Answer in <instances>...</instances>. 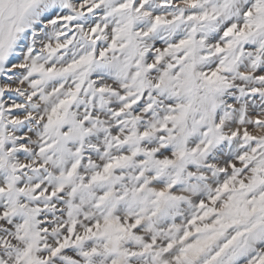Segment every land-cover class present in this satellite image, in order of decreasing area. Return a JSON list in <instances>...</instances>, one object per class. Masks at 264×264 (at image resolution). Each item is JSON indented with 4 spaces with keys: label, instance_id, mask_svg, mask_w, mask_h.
Wrapping results in <instances>:
<instances>
[{
    "label": "snow or ice",
    "instance_id": "snow-or-ice-1",
    "mask_svg": "<svg viewBox=\"0 0 264 264\" xmlns=\"http://www.w3.org/2000/svg\"><path fill=\"white\" fill-rule=\"evenodd\" d=\"M0 264H264V0H0Z\"/></svg>",
    "mask_w": 264,
    "mask_h": 264
}]
</instances>
